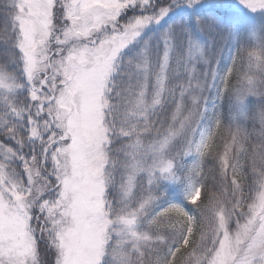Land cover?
Here are the masks:
<instances>
[{
  "label": "snow or ice",
  "instance_id": "6c2138e0",
  "mask_svg": "<svg viewBox=\"0 0 264 264\" xmlns=\"http://www.w3.org/2000/svg\"><path fill=\"white\" fill-rule=\"evenodd\" d=\"M0 264H264V0H0Z\"/></svg>",
  "mask_w": 264,
  "mask_h": 264
}]
</instances>
